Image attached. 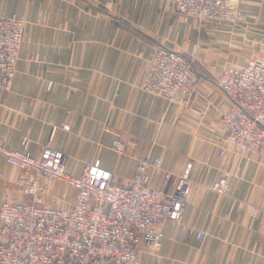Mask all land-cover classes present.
I'll use <instances>...</instances> for the list:
<instances>
[{
    "label": "crops",
    "instance_id": "obj_1",
    "mask_svg": "<svg viewBox=\"0 0 264 264\" xmlns=\"http://www.w3.org/2000/svg\"><path fill=\"white\" fill-rule=\"evenodd\" d=\"M241 6L248 19L229 26L183 17L162 0H0V13L27 20L14 78L0 90V145L37 156L50 144L68 154L74 176L99 159L121 184L135 173V158L151 154L161 167L151 182L166 194L173 185L164 170L179 174L190 162L181 220L163 225L157 250L141 241L137 264H264V155H219L218 116L228 100L217 74L225 64L264 59V0ZM159 47L195 55L192 100L205 112L140 89ZM114 139L123 142L122 154L112 149ZM225 168L230 191L220 196L209 185ZM20 174L0 156V204L25 199ZM52 191L49 205L74 196L61 183Z\"/></svg>",
    "mask_w": 264,
    "mask_h": 264
},
{
    "label": "built area",
    "instance_id": "obj_2",
    "mask_svg": "<svg viewBox=\"0 0 264 264\" xmlns=\"http://www.w3.org/2000/svg\"><path fill=\"white\" fill-rule=\"evenodd\" d=\"M162 2L168 10L199 22L236 26L248 19L241 0ZM26 21L23 13H0V90H7L14 78ZM33 59L38 60L39 54ZM218 73L217 84L228 100L218 116L223 133L219 155L228 149L234 155H264V59L225 64ZM197 82L193 56L159 47L148 60L139 87L203 113L206 105L192 100ZM111 147L119 154L125 151L119 139ZM0 156L21 171L18 184L25 196L0 204V264H137L140 242L151 250L159 248L163 225L181 220L192 188L190 162L179 174L164 170L172 192L155 187L151 172L161 167L160 159L151 154L135 158L136 171L127 184L118 183L99 159L81 175L69 174L68 154L50 144L42 146L37 156L0 145ZM231 174V168L223 169L209 188L227 195ZM56 183L65 193L74 190L71 201L55 197L54 205L46 202ZM196 235L201 240L205 232Z\"/></svg>",
    "mask_w": 264,
    "mask_h": 264
},
{
    "label": "rangeland",
    "instance_id": "obj_3",
    "mask_svg": "<svg viewBox=\"0 0 264 264\" xmlns=\"http://www.w3.org/2000/svg\"><path fill=\"white\" fill-rule=\"evenodd\" d=\"M186 55H188V54H186ZM189 56H193V62H194V59L196 58L195 57V55L193 54V55H189ZM252 59V58H251ZM240 65V64H235V63H230V64H227V65ZM218 75H219V73L217 74V77H218ZM21 172V171H20ZM21 175V174H20Z\"/></svg>",
    "mask_w": 264,
    "mask_h": 264
}]
</instances>
